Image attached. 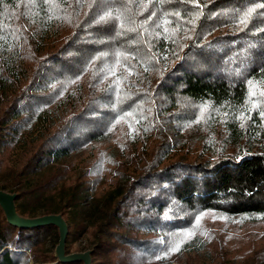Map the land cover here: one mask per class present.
Returning a JSON list of instances; mask_svg holds the SVG:
<instances>
[{
    "label": "trees",
    "instance_id": "1",
    "mask_svg": "<svg viewBox=\"0 0 264 264\" xmlns=\"http://www.w3.org/2000/svg\"><path fill=\"white\" fill-rule=\"evenodd\" d=\"M0 188L93 264H172L209 211L264 222V0H0ZM58 239L0 209V264H82Z\"/></svg>",
    "mask_w": 264,
    "mask_h": 264
},
{
    "label": "rangeland",
    "instance_id": "2",
    "mask_svg": "<svg viewBox=\"0 0 264 264\" xmlns=\"http://www.w3.org/2000/svg\"><path fill=\"white\" fill-rule=\"evenodd\" d=\"M193 128L189 141L178 145L179 153L196 154L202 150L205 138L197 131L201 128L195 126ZM209 132L207 140L213 139L214 147L223 142L228 135L227 129L220 127ZM242 146L249 147L251 143L243 141ZM230 150L236 151L237 147L230 148ZM114 152L120 154V147L117 146ZM196 234L203 239V244L198 242V247L189 245L183 247L182 250L179 247V260L172 264H251L256 260V253L260 254L264 248V222L262 220L252 221L209 211L200 217L199 231ZM88 237V233L84 234L73 244L71 251L90 248Z\"/></svg>",
    "mask_w": 264,
    "mask_h": 264
},
{
    "label": "water",
    "instance_id": "3",
    "mask_svg": "<svg viewBox=\"0 0 264 264\" xmlns=\"http://www.w3.org/2000/svg\"><path fill=\"white\" fill-rule=\"evenodd\" d=\"M17 197V191L0 188V209L3 211L10 224L20 228L55 226L58 231L59 239L53 252L58 262H80L82 264L94 263V246L85 250L68 251L67 238L69 235V223L63 211L26 215L19 211Z\"/></svg>",
    "mask_w": 264,
    "mask_h": 264
}]
</instances>
